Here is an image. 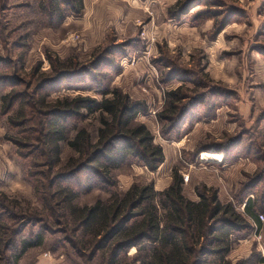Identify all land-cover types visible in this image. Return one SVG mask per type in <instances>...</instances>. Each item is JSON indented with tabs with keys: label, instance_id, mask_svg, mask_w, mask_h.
<instances>
[{
	"label": "rangeland",
	"instance_id": "1",
	"mask_svg": "<svg viewBox=\"0 0 264 264\" xmlns=\"http://www.w3.org/2000/svg\"><path fill=\"white\" fill-rule=\"evenodd\" d=\"M52 1L0 0L2 222L13 229L23 226L18 240L49 227L34 192L35 179L48 181L35 175L47 171L42 136L33 110L24 103L79 95L100 101L106 90L117 89L144 103L137 121L163 146L165 162L151 171L126 161L111 173V185L86 179L83 171L68 179L80 191L76 206H93L114 191L126 193L134 183H152L162 191L177 168L187 198L199 200L196 187L201 192L214 189L250 225L231 236L227 259L264 264V0H196L184 10L183 0H84L81 14L62 6L66 14L60 21L50 11ZM100 58L103 65L96 76L93 67ZM54 64L71 72L86 67L89 74L70 73L66 80L39 88L55 76ZM176 90L191 97L181 106L193 105V110L184 127L177 121L170 131L158 116L168 106V93ZM9 93L18 100L7 112L3 96ZM80 112L69 120L68 138L74 137L75 128L86 127L96 141L99 112ZM60 156L53 173L62 177L69 172L65 163L77 156L67 142L61 143ZM249 198L259 218L263 215L261 227L245 212ZM49 229L44 245L30 249L19 264H141L137 247L122 251L111 263L116 240L96 252L91 247L95 237L82 229L73 232L64 224ZM77 240L85 249L73 246ZM142 248L143 256L152 251L149 244Z\"/></svg>",
	"mask_w": 264,
	"mask_h": 264
},
{
	"label": "trees",
	"instance_id": "2",
	"mask_svg": "<svg viewBox=\"0 0 264 264\" xmlns=\"http://www.w3.org/2000/svg\"><path fill=\"white\" fill-rule=\"evenodd\" d=\"M195 2L183 0V10ZM50 5L51 13L58 15L60 21L66 14L62 6L66 5L74 14H81L84 0H53ZM102 65L100 58L99 64L93 67L96 76L100 74L97 70ZM79 70L71 72L66 66L54 64L55 76L46 78L38 87L47 82L57 84L66 80L70 73L89 74L86 67ZM107 94L111 96L107 97ZM184 98L191 99L190 96H183L181 90L169 92L168 106L158 116L161 122H167L170 131L176 129L177 121L184 127L193 110V105L181 106ZM3 99L7 112L18 100L10 93ZM24 105L33 110L37 132L42 136L44 152L41 156L45 157L42 163L47 171L35 175L41 174L40 178L48 181L45 183L35 179L34 192L43 203L47 226L64 224L70 226L73 232L84 230V233L95 237L93 241L96 242L91 247L96 252L104 250L109 242L116 240L111 250V263L117 261L122 251L132 247L139 248L136 257L141 264H209L210 257L214 258L211 264L247 263L232 262L227 255L233 245L231 236L234 232L248 229L250 225L232 204H223L214 189L201 192L196 187L199 200L187 198L183 193L184 177L177 168L174 169L172 183L162 191H156L152 183H134L126 193L114 191L107 200L97 201L93 206H76L80 191L68 183V179L83 171L86 172V179H99L110 184L111 173L126 161L137 162L151 171H157L165 162L163 146L155 142L145 123L137 121L138 114L146 109L144 103L113 89L106 90L100 101L81 95L47 101V97L43 96L41 104L32 99ZM82 109L99 112L100 127L96 141L86 127H73L76 133L73 138H68L69 120L79 117ZM21 112V122L26 124L24 111ZM162 133L167 134L166 130ZM62 142H67L77 157L69 158L65 163V169L69 172L60 177V174L55 176L53 171L61 164ZM58 180H61V185L57 184ZM244 203L246 214L261 227L255 201L249 198ZM2 221L3 216L0 217V264H19L30 249L44 245L46 233L50 230L49 227H40L18 240L23 226L13 229ZM42 221L37 220L38 223ZM145 244L152 246L147 256L141 255ZM83 245L81 240L73 243L75 248Z\"/></svg>",
	"mask_w": 264,
	"mask_h": 264
},
{
	"label": "built area",
	"instance_id": "3",
	"mask_svg": "<svg viewBox=\"0 0 264 264\" xmlns=\"http://www.w3.org/2000/svg\"><path fill=\"white\" fill-rule=\"evenodd\" d=\"M260 218H263V215L262 214H260ZM255 229H257V225H255Z\"/></svg>",
	"mask_w": 264,
	"mask_h": 264
},
{
	"label": "crops",
	"instance_id": "4",
	"mask_svg": "<svg viewBox=\"0 0 264 264\" xmlns=\"http://www.w3.org/2000/svg\"><path fill=\"white\" fill-rule=\"evenodd\" d=\"M192 200H195V199H192Z\"/></svg>",
	"mask_w": 264,
	"mask_h": 264
}]
</instances>
